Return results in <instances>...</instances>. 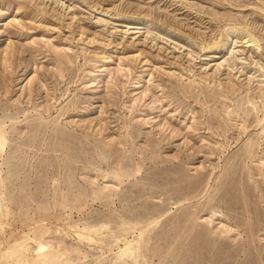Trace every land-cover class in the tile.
<instances>
[{"label":"rangeland","instance_id":"1","mask_svg":"<svg viewBox=\"0 0 264 264\" xmlns=\"http://www.w3.org/2000/svg\"><path fill=\"white\" fill-rule=\"evenodd\" d=\"M0 264H264V0H0Z\"/></svg>","mask_w":264,"mask_h":264},{"label":"bare ground","instance_id":"2","mask_svg":"<svg viewBox=\"0 0 264 264\" xmlns=\"http://www.w3.org/2000/svg\"><path fill=\"white\" fill-rule=\"evenodd\" d=\"M246 44H249L250 47H251V46H252V47H257V46H258V44L255 43V41H253L252 39H247Z\"/></svg>","mask_w":264,"mask_h":264}]
</instances>
